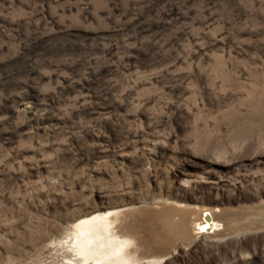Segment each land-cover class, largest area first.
<instances>
[{"label":"rangeland","instance_id":"374dc122","mask_svg":"<svg viewBox=\"0 0 264 264\" xmlns=\"http://www.w3.org/2000/svg\"><path fill=\"white\" fill-rule=\"evenodd\" d=\"M163 203L217 235L163 264H264V0H0V264Z\"/></svg>","mask_w":264,"mask_h":264},{"label":"bare ground","instance_id":"6f19581e","mask_svg":"<svg viewBox=\"0 0 264 264\" xmlns=\"http://www.w3.org/2000/svg\"><path fill=\"white\" fill-rule=\"evenodd\" d=\"M162 205L154 212L125 208L75 221L72 232L60 241L68 264H163L190 249L210 229L204 211ZM218 218L214 215L215 221ZM216 238L204 235L202 241Z\"/></svg>","mask_w":264,"mask_h":264},{"label":"water","instance_id":"95a60500","mask_svg":"<svg viewBox=\"0 0 264 264\" xmlns=\"http://www.w3.org/2000/svg\"><path fill=\"white\" fill-rule=\"evenodd\" d=\"M163 206L164 205H161L160 207H163ZM172 206L174 208H177V209H182V210L185 209V207H178V206H175V205H172ZM140 209H142L144 212H147V211L154 212V211L158 210L159 207H141ZM135 214H139V212L138 213H135ZM171 250H172V247H170L167 252L169 253V252H171Z\"/></svg>","mask_w":264,"mask_h":264}]
</instances>
